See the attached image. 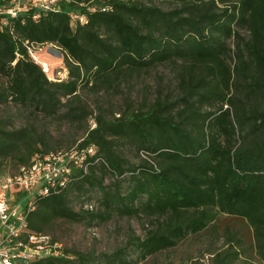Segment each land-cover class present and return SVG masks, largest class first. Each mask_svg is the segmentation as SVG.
<instances>
[{"label": "trees", "instance_id": "16d2710c", "mask_svg": "<svg viewBox=\"0 0 264 264\" xmlns=\"http://www.w3.org/2000/svg\"><path fill=\"white\" fill-rule=\"evenodd\" d=\"M58 5L44 11L29 1L19 17L9 18V26H1L6 13L0 14V105L7 112L0 116V177L17 174L37 153L76 155L68 161L67 185L37 201L30 231H53L58 218L88 224L114 212L147 218L153 225L147 236L128 242L146 258L191 234L209 233L226 215L224 232L240 249L231 242L216 253V264H232L246 250L264 264V0H60ZM49 44L63 54L66 79H51L30 53L35 47L40 58L38 50ZM160 66L174 72V88L160 82L153 99L135 103L126 96L113 103L132 75ZM11 106L29 111L23 123L10 115ZM44 121L82 131L81 141L63 147L66 141L52 137ZM128 145L141 156L139 164L127 159ZM83 152L87 170L79 159ZM108 175L111 184L105 183ZM72 187L83 195L84 206L94 201L87 193L101 189L103 210H75ZM19 200L26 204L22 195ZM233 220L245 222L242 231H232ZM126 248L108 255L106 264H131ZM69 252L62 247L58 255L54 250L29 263L89 264L93 256L74 250L75 258Z\"/></svg>", "mask_w": 264, "mask_h": 264}, {"label": "rangeland", "instance_id": "374dc122", "mask_svg": "<svg viewBox=\"0 0 264 264\" xmlns=\"http://www.w3.org/2000/svg\"><path fill=\"white\" fill-rule=\"evenodd\" d=\"M165 8H170L171 5L166 3L162 4ZM231 47H235L236 40L229 41ZM57 50L59 47L55 44H49L43 46L40 54V61L46 62L47 65H43L45 71L50 69L51 79H66L68 77V69L64 63V57L59 56ZM48 71V70H47ZM53 73V74H52ZM56 74V75H54ZM129 85L123 84L120 88V92L117 93V98L113 103H117L124 97L129 96L135 103H138L147 96L148 99H153L156 96L157 84L163 83L166 87L174 88L177 84L174 78V72L170 66H160L148 73L141 75H132L128 80ZM167 89V88H166ZM116 108V107H115ZM10 115H15L17 124L23 123L26 120L29 111L26 109H19V107L11 106L9 108ZM7 115V112L0 105V116ZM46 130H48L52 137L56 139H64L66 144L63 147H71L81 141L80 137L83 135L82 131H78L76 128H71L64 123H49L44 121ZM90 123L94 124V118H90ZM76 136V140L73 141L72 137ZM124 153L132 163L139 164L141 162V156L136 155V150L131 146H127L124 149ZM114 178L109 175L105 179L106 184H111ZM128 182L123 183V189L127 187ZM82 194V193H81ZM88 196L96 203L94 211L103 210L101 205V189H94L93 192L87 193ZM83 195H80V191L72 187L69 193L70 204L75 210H79L84 206L82 202ZM86 209V207L84 206ZM97 210V211H98ZM223 219L225 222H223ZM230 221L228 216H222L219 220V227L214 230H210L209 233L202 235H189L184 240L178 243L173 248L159 251L157 253L148 255L146 258H142L141 250L134 244H128L130 238L133 236H139L145 238L147 231L153 227L151 222L147 218H137L120 216L116 212L104 220L96 218L91 224L86 222H76L66 218H58L53 224V231H49L48 234L52 235L57 241L63 243L64 249H69L70 254L75 258L77 252L88 254L93 252V256L89 264H106L107 256L112 255L119 248L127 246L124 256L131 264H216L215 255L219 251L228 249L229 244L234 243V249H240L236 241H228V233L224 232L226 223ZM245 222L243 220H233L230 223L232 231L241 230ZM243 229V228H242ZM242 231V230H241ZM252 236V235H251ZM243 246L245 249L250 243L248 238H245ZM247 246V247H246ZM249 248V247H248ZM258 255L252 250H246L242 252L239 259L232 264H260Z\"/></svg>", "mask_w": 264, "mask_h": 264}, {"label": "built area", "instance_id": "2783aa9c", "mask_svg": "<svg viewBox=\"0 0 264 264\" xmlns=\"http://www.w3.org/2000/svg\"><path fill=\"white\" fill-rule=\"evenodd\" d=\"M29 1L44 11L59 9L60 0H11L8 6L0 4V14L6 13L1 26H9L10 17H19L23 10H27ZM39 16L36 14L34 18ZM81 19L84 20L85 16ZM29 50L39 61L35 47L30 46ZM88 154L94 156L95 150L90 148ZM74 158L73 152L37 153L32 163L22 166L17 174L0 177V264H30L31 260L50 255L54 250L58 255L63 243L54 241L48 233L31 232L28 219L41 197L57 193L67 185L72 172L68 161ZM85 158L83 152L79 159L87 170ZM20 195L26 204L19 200ZM96 206L95 201L85 204L90 210Z\"/></svg>", "mask_w": 264, "mask_h": 264}, {"label": "water", "instance_id": "95a60500", "mask_svg": "<svg viewBox=\"0 0 264 264\" xmlns=\"http://www.w3.org/2000/svg\"><path fill=\"white\" fill-rule=\"evenodd\" d=\"M57 52H58V55H59V56H62V55H63L62 52H61L60 50H57Z\"/></svg>", "mask_w": 264, "mask_h": 264}, {"label": "bare ground", "instance_id": "6f19581e", "mask_svg": "<svg viewBox=\"0 0 264 264\" xmlns=\"http://www.w3.org/2000/svg\"><path fill=\"white\" fill-rule=\"evenodd\" d=\"M41 63H42V62H41ZM43 63H44L45 65H47V63H46V62H43ZM47 70H48V71H50V69H49V68H48Z\"/></svg>", "mask_w": 264, "mask_h": 264}]
</instances>
